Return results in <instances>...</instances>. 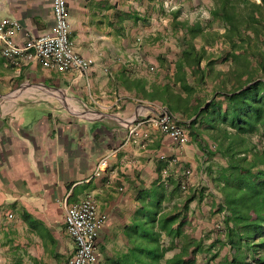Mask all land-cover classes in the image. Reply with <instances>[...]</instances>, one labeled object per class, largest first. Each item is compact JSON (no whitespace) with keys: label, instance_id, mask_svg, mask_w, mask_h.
I'll return each mask as SVG.
<instances>
[{"label":"crops","instance_id":"0c3cea01","mask_svg":"<svg viewBox=\"0 0 264 264\" xmlns=\"http://www.w3.org/2000/svg\"><path fill=\"white\" fill-rule=\"evenodd\" d=\"M166 2L68 0L75 50L92 61L88 77L7 58L0 43V264H67L74 244L64 207L87 194L107 214L97 238L99 264H115L132 247L123 227L137 208V189L164 179L159 156L176 150L149 120L151 104L165 100L149 102L137 86L149 91L164 83L161 73L151 78L141 69L157 68L156 54L166 51L154 49L158 44L150 35L128 32V12L131 6L144 11ZM6 16L19 21L21 43L53 24L51 0H0V19ZM134 37L144 43L141 57L129 46ZM114 149L117 157L93 176L98 161ZM199 155L190 143L170 174L182 177L186 167L200 174ZM196 175L190 184H196ZM177 250L173 246L164 257Z\"/></svg>","mask_w":264,"mask_h":264},{"label":"trees","instance_id":"16d2710c","mask_svg":"<svg viewBox=\"0 0 264 264\" xmlns=\"http://www.w3.org/2000/svg\"><path fill=\"white\" fill-rule=\"evenodd\" d=\"M212 2L211 15L223 31L177 21V12L171 11L175 29H185L178 56L170 62L171 71L165 55L157 57L164 83L149 91L137 86L149 102L164 99L168 110L179 115L221 199L206 187L183 195L182 177L170 172L139 187L137 208L123 227L132 247L115 264H264V49L259 45L264 0ZM215 46L223 52L225 69L206 60L204 49ZM207 79L211 92L200 94ZM204 135L214 142L212 149ZM160 162L162 172L166 162ZM205 197L211 200L210 211L199 223V202ZM173 246L177 252L165 258Z\"/></svg>","mask_w":264,"mask_h":264},{"label":"built area","instance_id":"2783aa9c","mask_svg":"<svg viewBox=\"0 0 264 264\" xmlns=\"http://www.w3.org/2000/svg\"><path fill=\"white\" fill-rule=\"evenodd\" d=\"M51 11L53 24L38 35L27 34L21 43L17 40L21 30L19 21L8 16L1 18L0 43L3 56L10 59L21 58L25 62H37L45 69L60 73L76 72L80 76L88 77L92 61L75 50L71 37L68 0H51ZM151 105L155 110L154 114L149 116L150 122L170 139L176 150L174 155L159 156L160 160L166 162L163 175H168L169 168L179 161V156L189 145V136L177 113L169 111L162 103ZM117 153L118 150L114 149L102 157L93 176H100L108 166L109 159L117 157ZM182 175L184 178L181 181V189L184 191L188 189L192 171L185 168ZM63 220L66 232L74 244L68 264H99L97 238L106 223L107 214L99 211L95 198L87 194L78 201L65 204Z\"/></svg>","mask_w":264,"mask_h":264},{"label":"rangeland","instance_id":"374dc122","mask_svg":"<svg viewBox=\"0 0 264 264\" xmlns=\"http://www.w3.org/2000/svg\"><path fill=\"white\" fill-rule=\"evenodd\" d=\"M168 1L169 2L168 3L166 2V4L163 5L162 7L156 6L153 8L151 7L150 9L149 7H147V9L146 10L144 9V11L141 10V8L143 9L142 6L129 7L128 32L144 33L145 35L146 34L150 35V37L153 38L154 42L157 41L158 45L154 49H158L160 50V52H163L161 51L162 49L166 51L163 52L166 55L165 57L167 58L166 66L169 67V69L171 70L172 64L170 62L173 61V59H175L178 56L180 50V43H179L180 36L185 31V29L181 27L175 29V27L172 25V23L170 22L171 11L177 12V21H185L188 24H194L196 22H199L202 26L208 27L213 30H218L219 32H222L223 28H221L218 20L216 19L214 20L213 16L211 15L210 10L214 5L212 0H168ZM147 12H149V14H147ZM167 12H169V19H167L166 17ZM139 13L143 15H140ZM154 15L156 16L154 17ZM157 16H160V18H158ZM143 17H145L146 19H144ZM262 38H264V35L262 36ZM132 40L133 42H131ZM129 42L132 43V45H129L130 47L134 48L135 51H137L138 53L141 52L143 55H145V49L143 47L144 43L141 42V39L139 38L136 39L134 37V38H130ZM193 42L197 48H200L201 46L200 39L196 38L193 40ZM259 45L264 49V39H263V44L260 43ZM137 47H139L140 50ZM141 53H139L140 57L143 56ZM161 55L162 53L156 54L157 57ZM204 55L206 57V60L208 59L214 60L215 69H219V68L225 69L226 63L221 61L223 52L222 50L219 49V47L216 46L212 48L206 47L204 49ZM154 65L155 64L146 65V67L141 69V71H143V73H145V75H147L148 77L156 78L161 72H160V67L157 66L156 68V66ZM150 67H152L153 69L151 70ZM48 71L53 72V70H48ZM212 86H213L212 82L209 79H207V84L205 86H202L203 92L201 91L200 94H204L205 92L210 93ZM56 95L60 97L58 91ZM45 96L51 98L48 94L47 95L45 94ZM0 104H2V102H0ZM6 104L7 102L3 103V105ZM84 113H86V111H84ZM204 136L209 148L211 147L210 149H212V147L214 146V142L207 139L206 135ZM190 143H193V141H189V144ZM201 158L202 155H199V159L197 160L201 161ZM221 163H224V160H222ZM186 169H190L192 171V176L196 175L195 170H193L192 168L186 167ZM197 176H198V180L196 184L192 185L190 184V181H188V189L183 191L182 193L183 195H188V193L192 191L197 192L201 187L202 188L206 187L210 189L213 198L215 197L217 200L221 199L220 191L213 185V181L211 180L210 176L207 174L205 169H201V173L196 175V177ZM183 178L184 177L182 175V179ZM210 201L211 200L209 197H205L199 202V207H198L199 216L197 217V221L199 223L201 221L206 222L205 220L202 219V217H206V215L209 214L210 205H211ZM250 262H251L250 264H257L254 263L253 261Z\"/></svg>","mask_w":264,"mask_h":264}]
</instances>
